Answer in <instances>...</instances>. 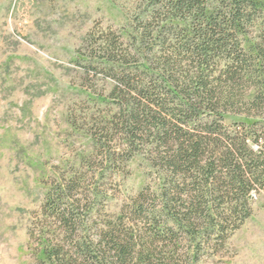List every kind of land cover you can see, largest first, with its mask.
I'll use <instances>...</instances> for the list:
<instances>
[{"label":"trees","instance_id":"trees-1","mask_svg":"<svg viewBox=\"0 0 264 264\" xmlns=\"http://www.w3.org/2000/svg\"><path fill=\"white\" fill-rule=\"evenodd\" d=\"M136 6L130 43L107 33L99 47L119 94L104 129L122 137L120 152L147 154L155 180L95 239L79 232L80 199L50 192L42 209L63 237L38 233L42 264H145L156 254L159 264H194L264 190V0Z\"/></svg>","mask_w":264,"mask_h":264},{"label":"rangeland","instance_id":"rangeland-1","mask_svg":"<svg viewBox=\"0 0 264 264\" xmlns=\"http://www.w3.org/2000/svg\"><path fill=\"white\" fill-rule=\"evenodd\" d=\"M137 2L0 0V264H42L38 233L63 237L42 209L50 192L63 203L80 199L79 232L95 239L153 185L147 154L120 152L122 137L104 129L119 94L99 47L107 33L130 43ZM251 207L224 245L203 249L194 264H264V190ZM157 255L145 264H159Z\"/></svg>","mask_w":264,"mask_h":264}]
</instances>
